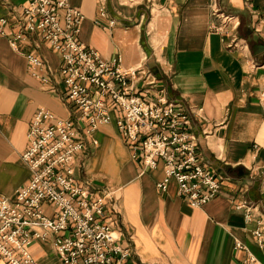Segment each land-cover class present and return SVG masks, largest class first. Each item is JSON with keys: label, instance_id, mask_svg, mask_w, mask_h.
<instances>
[{"label": "crops", "instance_id": "1", "mask_svg": "<svg viewBox=\"0 0 264 264\" xmlns=\"http://www.w3.org/2000/svg\"><path fill=\"white\" fill-rule=\"evenodd\" d=\"M104 3L107 17L100 15ZM26 0H0L7 35L0 34V193L14 198L31 176L22 158L39 106L78 118L60 74V54L38 33L13 45ZM85 14L79 41L125 67L145 64L169 98L191 116L204 162L221 178L220 193L193 206L177 191L157 186L164 164L146 167L134 157L115 121L100 124L75 162L80 184L117 188L107 203L122 242L138 264H244L243 244L264 262L252 230H264V0H70ZM220 8L221 12L217 11ZM113 26H107L109 18ZM100 18L101 23L95 20ZM29 54L47 63L48 82L29 69ZM142 94L149 95L144 90ZM114 117L117 111H113ZM83 127L84 123L78 121ZM246 202L252 220L244 218ZM246 207V206H245ZM38 264H62L50 240L32 245ZM0 264H8L0 257Z\"/></svg>", "mask_w": 264, "mask_h": 264}, {"label": "built area", "instance_id": "2", "mask_svg": "<svg viewBox=\"0 0 264 264\" xmlns=\"http://www.w3.org/2000/svg\"><path fill=\"white\" fill-rule=\"evenodd\" d=\"M99 9L102 17L108 16L103 2ZM85 17L70 0H26L20 29L10 36L16 45L18 39L36 32L60 54V74L79 114L77 119L62 118L39 106L30 122L22 158L31 176L16 189L14 198L0 193V257L8 264H38L32 249L38 239L50 240L62 264H138L107 207L117 188L96 190L80 184L75 176L77 156L88 140L98 143L94 132L100 124L115 121L133 156L141 157L146 167H156L162 159L160 189L167 190L175 179L182 198L203 206L222 188L220 176L198 150L199 138L190 130L191 116L185 107L169 98L145 64L125 67L120 55L105 58L79 41ZM95 21L101 23L100 18ZM5 23L2 17L3 35L8 34ZM115 23L111 17L107 26ZM28 57L32 74L48 82L45 60L37 54ZM249 175L261 176L264 190V164L251 166ZM237 207L246 209V221L252 220L246 202ZM252 233L264 253V230L256 227ZM235 247L244 251V264H264L241 240Z\"/></svg>", "mask_w": 264, "mask_h": 264}]
</instances>
